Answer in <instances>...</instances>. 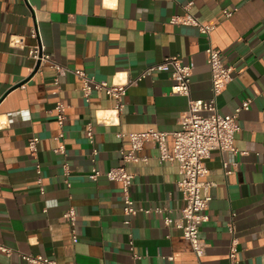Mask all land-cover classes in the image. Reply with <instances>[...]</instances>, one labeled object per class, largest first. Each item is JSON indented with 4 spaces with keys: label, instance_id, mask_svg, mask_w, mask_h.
I'll use <instances>...</instances> for the list:
<instances>
[{
    "label": "crops",
    "instance_id": "obj_1",
    "mask_svg": "<svg viewBox=\"0 0 264 264\" xmlns=\"http://www.w3.org/2000/svg\"><path fill=\"white\" fill-rule=\"evenodd\" d=\"M190 3L201 22L216 26L210 38L196 27L171 23ZM16 36L23 39L20 48L12 44ZM210 44L222 51L226 66L237 69L218 97L219 111L234 114L247 99L251 107L238 119L239 152L214 150L207 161V181L215 186L210 220L201 228L207 244L203 261L229 264L237 239L238 264H264V0H0V245L13 250L11 256L0 250V264H29L21 255H42L59 264H198L183 232L167 226L162 215L139 213L126 224L122 184L105 175L125 165L135 175L136 205L164 207L179 219L186 202L178 164L162 162L152 142L137 153L141 161L125 162L132 146L117 134L180 130L188 97L172 93L168 73L155 72L128 88L118 123L108 125L103 118L116 101L98 92L86 102L80 73L110 85L126 83L179 56L195 64L191 98L209 100ZM36 46L64 73L29 57ZM59 102L66 105L63 126L55 110ZM33 136L41 139L37 157L28 147ZM62 145L65 153L58 151ZM94 167L103 173L96 181L90 177ZM72 207L78 213L77 243L63 220Z\"/></svg>",
    "mask_w": 264,
    "mask_h": 264
},
{
    "label": "built area",
    "instance_id": "obj_2",
    "mask_svg": "<svg viewBox=\"0 0 264 264\" xmlns=\"http://www.w3.org/2000/svg\"><path fill=\"white\" fill-rule=\"evenodd\" d=\"M192 3L185 7V14L175 15L171 18V23L175 25H185L196 27L202 35L210 38L216 26L205 24L191 12ZM227 17H231L233 12L225 11ZM38 35L36 30H33V36ZM22 37H14L12 44L17 47H22ZM207 62L211 70L213 96L209 100L191 98L192 77L195 70V64L185 62L179 56H171L164 59L163 62L157 63L144 70L137 78H129L126 83L109 84L105 81H97L95 78L87 76L81 72L83 97L86 102H90L95 93H105L111 99L116 101L114 109L103 118V122L108 125H116L119 121L120 114L126 107L125 98L127 90L133 85L140 84L146 77L155 72L168 73L173 80L172 93L176 95L186 96L189 99V108L181 119V129L173 133L150 129L143 132L117 134L119 138H128L132 150L124 154V161H141L137 156L145 143L152 142L159 150V158L162 162H176L179 166V171L182 179L178 185L182 192L186 205L181 210L179 219L172 218L164 207L145 208L138 207L136 202L131 197V188L134 184L135 175L128 171L125 165L113 167L108 170L105 175L110 181L119 182L122 184L124 215L126 224L131 223V219L139 214H159L164 217L165 224L169 227H175L183 232L184 237L190 242L193 251L197 257L198 264H204L207 244L201 236L202 226L210 220L207 213L210 202L212 200L211 190L215 186L207 181L209 169L207 161L211 157L212 151L220 150L222 152L231 151L238 153L235 147V137L240 131L238 119L240 113L244 110H249L251 100L247 99L239 106L234 114H222L218 107V97L224 93L228 86L234 81L237 69L232 66H226L223 60L222 51L213 45H209L206 50ZM29 57L35 61L49 63L57 73L63 74L64 68L56 63L50 54L46 53L42 46L32 47L29 50ZM55 110L57 119L61 126L66 120V105L59 102ZM170 134L174 138V147L171 151L169 148ZM64 137L63 134L59 138ZM88 138L90 143H95V134L92 126L88 130ZM41 139L39 136H33L29 139L28 147L31 154L37 157L39 152V144ZM59 152L65 153L64 145L60 146ZM98 154V150L93 151V161ZM147 161L148 158H143ZM227 166V165H226ZM37 173L39 175L40 190L44 192L42 179V166L37 164ZM66 175H69V166L64 165ZM229 173V172H228ZM102 172L97 167H94L90 173L92 180L96 181L102 176ZM70 185V183L68 182ZM63 220L68 222L72 231V241H79L78 228V213L72 207L63 216ZM230 230L235 233L234 225H230ZM131 248L134 249V242L131 241ZM238 241L234 239L230 251V263L238 264ZM0 250L11 256L13 250L0 245ZM22 258L29 264H59L56 259L44 257L42 255H21ZM136 259L141 258L140 255L134 254ZM170 261L174 260L171 256Z\"/></svg>",
    "mask_w": 264,
    "mask_h": 264
},
{
    "label": "water",
    "instance_id": "obj_3",
    "mask_svg": "<svg viewBox=\"0 0 264 264\" xmlns=\"http://www.w3.org/2000/svg\"><path fill=\"white\" fill-rule=\"evenodd\" d=\"M39 65H40V63H39Z\"/></svg>",
    "mask_w": 264,
    "mask_h": 264
}]
</instances>
